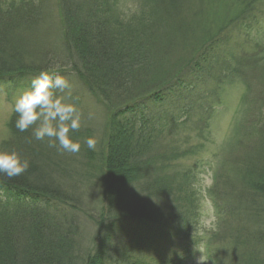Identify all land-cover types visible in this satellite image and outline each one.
I'll return each mask as SVG.
<instances>
[{
  "label": "trees",
  "instance_id": "1",
  "mask_svg": "<svg viewBox=\"0 0 264 264\" xmlns=\"http://www.w3.org/2000/svg\"><path fill=\"white\" fill-rule=\"evenodd\" d=\"M193 1L154 0L148 14L125 20L116 0H0V84L25 90L41 70L75 77L107 110L95 149L85 144L89 127L70 133L78 153L36 140L33 128L20 132L10 115L0 150L30 164L18 177L0 175V264H176L149 261L120 234L134 223L194 234L198 190L192 168L175 169L187 152L173 135L197 113L208 126L212 100L238 79L239 133L210 189L226 230L207 261L264 264V61L232 44L255 20V0H231V12L227 0ZM179 50L189 53L176 60ZM98 175L93 196L81 185Z\"/></svg>",
  "mask_w": 264,
  "mask_h": 264
},
{
  "label": "rangeland",
  "instance_id": "2",
  "mask_svg": "<svg viewBox=\"0 0 264 264\" xmlns=\"http://www.w3.org/2000/svg\"><path fill=\"white\" fill-rule=\"evenodd\" d=\"M227 1L226 5L231 12L230 8L236 7V4L231 0ZM194 2L195 0L190 5L192 8L196 7L193 5ZM153 4L154 0H116L118 12L125 20L148 14ZM214 9L218 11L220 7L216 6ZM253 10H255V20L252 21L251 26L240 30L239 36L236 37L237 34L233 33L232 44L235 45L236 40L241 42L244 46L240 43L239 46L245 49L242 54H255L261 56L264 61V0H255ZM144 16L148 17V15ZM245 39L249 42L244 43ZM259 50L262 51L258 52ZM188 53L189 50L186 52L179 50L175 56L176 60L186 57ZM74 79L75 77L69 81L71 96H65L61 92H57V95L65 96L66 102L73 103L80 110L81 126L89 127L92 130V137L98 141L107 110L95 102L80 81ZM23 90L15 83L0 84V142L9 136L8 120L13 113L14 101ZM244 93L245 83L241 79L225 84L219 101L214 104L212 100L213 109L208 119V126H202L204 124L200 120V113H197L193 120L183 124L180 131L173 135L184 141L181 148L187 152L176 162L175 169H193V182L198 190L199 219L196 231L188 239L176 235L175 231L165 224H131V232L120 234L121 241L126 245L136 243L137 246H141L146 251L144 255L149 261L156 263L172 260L176 264H209L207 260L210 252L216 251L222 245L223 239L221 236L217 237V232L223 234L226 225H219V219L210 200V189L214 183L216 167L219 166L224 154L234 145L238 136L243 117ZM81 187L96 196L101 191L100 176L92 177L91 180L84 178ZM226 215L224 214V217L229 220L230 216ZM123 242L122 247L125 245ZM114 248L119 246L115 243ZM215 260L220 259L217 257ZM218 262L220 264V261Z\"/></svg>",
  "mask_w": 264,
  "mask_h": 264
},
{
  "label": "clouds",
  "instance_id": "3",
  "mask_svg": "<svg viewBox=\"0 0 264 264\" xmlns=\"http://www.w3.org/2000/svg\"><path fill=\"white\" fill-rule=\"evenodd\" d=\"M71 96V85L60 75H50L41 70L31 81V86L23 90L15 99L13 111L17 115L15 127L20 132L33 128V136L38 141L47 142L49 147H58L67 153H78L80 143L70 136L81 127V112L65 96ZM35 125V127H33ZM96 139L89 137L85 144L95 149ZM30 162L22 159L16 151L0 150V175L8 179L18 177L29 168Z\"/></svg>",
  "mask_w": 264,
  "mask_h": 264
}]
</instances>
